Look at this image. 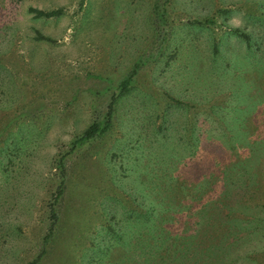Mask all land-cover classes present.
Here are the masks:
<instances>
[{"label":"rangeland","instance_id":"rangeland-1","mask_svg":"<svg viewBox=\"0 0 264 264\" xmlns=\"http://www.w3.org/2000/svg\"><path fill=\"white\" fill-rule=\"evenodd\" d=\"M234 3L0 0V72H7L0 76V264H27L40 251L45 203L58 180L61 154L67 186L60 230L44 258L49 264H134L125 256L121 260L122 247L111 249L110 242L128 238L130 228L140 223L151 224L141 215L148 211L154 218L162 206L175 215L171 224H164L167 248L148 253L151 264H264V159L254 162L251 142L240 153L228 151L230 163L237 165L230 166L219 187L207 190L210 202L204 207L174 180L186 181L183 174L194 167L189 162L199 158L193 141L203 116L191 112L199 108L192 103L189 108L181 88L188 93L200 87L198 94L207 96L203 73L213 54L208 40L219 39L223 51L236 55L233 59L247 69L248 79L263 77L264 63L255 67L242 55L243 42L234 30L248 29L249 23L241 2ZM30 6L62 13L39 16ZM162 14L182 44L181 57L173 41L165 46V26L157 22H163ZM159 31L164 34L157 38ZM154 55L160 56L159 62ZM136 62L142 67L135 87L117 101L111 130L72 148L74 137L101 118L111 94ZM237 84V98L251 101L250 86ZM192 130L190 139L186 134ZM208 152H202L198 178L214 170L201 182L217 184L224 164ZM168 153L176 162L171 169H164L163 163L149 169L155 154ZM238 165L248 171L243 186ZM166 194L178 198L179 205ZM169 205L176 210L169 213ZM204 231L206 241L199 234ZM146 235L130 236L131 244ZM180 236L195 238L200 245H209L215 237L220 245L211 248L209 257L196 245L195 258L187 261L182 249L187 239L181 243ZM96 241L108 247L105 263L95 251ZM131 244L130 250L135 249Z\"/></svg>","mask_w":264,"mask_h":264},{"label":"trees","instance_id":"trees-1","mask_svg":"<svg viewBox=\"0 0 264 264\" xmlns=\"http://www.w3.org/2000/svg\"><path fill=\"white\" fill-rule=\"evenodd\" d=\"M234 1V4L237 5L238 1L241 2V4H239V8L243 7L245 10L243 14L246 15L248 20L247 22L249 23L248 29H242L241 31L238 29L234 30L238 32L237 35L243 42L241 52L244 54L242 55H247V64H254L255 67H259L264 63V0ZM163 6L165 5H161L162 9ZM157 7L158 5H156V8ZM29 10L34 12L36 15L44 17H54L62 13L61 9L45 11L32 6L29 7ZM160 18H163V14L160 16ZM157 22L158 24L160 23L165 26L163 28L165 34L160 32L163 31L161 28L157 38L164 34L163 41L165 46L166 44L169 45L171 41H173V44L178 48L177 56L179 55L181 57L180 49L182 44L180 45L178 39L171 35L172 32L170 33V30L173 29L171 21H169L168 18H163V22L161 23L158 18ZM208 41L211 43L210 45L212 46L213 54H209L210 61L209 65L206 66L207 72L203 73L206 78V82H208V86L207 88L202 87V89L205 90L204 92L207 94V96H201L198 94L201 91L200 87L197 88L196 91H188V93L183 91V88H181V91L183 92L182 96L186 99V104L189 105L192 103L193 108H199L198 110L191 109V112L195 113L196 115L201 113L203 116L201 123L203 122L204 124L201 125V128L198 132L197 130L195 131L197 136L194 137L195 140L193 141L195 151L194 154L199 158L195 159L194 162H189L193 163L194 167L190 168L189 173L183 174L186 181L174 178L176 182L175 186L180 190H188L190 193L189 195H194V198L199 200L201 199V203H205L202 204L203 207L210 202V199L207 197V194H209L207 190H215L214 186L219 187L221 185V179L223 178L224 174L227 173V170L230 168V166L237 165L235 162L230 163V151H232L233 154L240 153L241 150L244 151L243 149H245V146L251 142V145H253L252 155L256 159L254 162H260L262 159H264V70L263 77H251L248 79L247 77L249 76V72L247 69L239 63L238 59L236 61L233 59V57H237L236 55L231 56V51L229 53L223 51L220 43H218L219 39H209ZM196 46L198 49L199 46ZM196 46L194 44V47ZM160 56H153V59L156 60L155 62L158 61L157 59ZM217 57L225 59L224 61H226V64L222 63L221 61L219 62ZM184 58L187 60L185 56ZM261 58L262 62L259 61ZM212 60H214L213 65L211 64ZM141 67V63L136 62L123 76L117 85V91H114L111 94L108 102L106 103V110L102 114L101 118L93 119L90 124L81 131L80 134L74 137L71 142L72 148L82 147L83 145L88 144L99 137H102L111 130L115 121L116 103L121 97L127 95L132 91V89H134L135 77L140 72ZM262 68L264 69V64ZM6 74V70L0 72V76H5ZM237 75L240 76L235 79ZM239 81L240 83L244 81L250 86L249 95L252 97L251 101H248L250 100L249 98L247 101L237 98V91L239 89L237 83H239ZM248 103L250 108L245 109L247 108ZM189 108H191L190 105ZM205 123H208V125ZM191 133L193 134L194 130L188 131L186 134L190 139L193 137ZM163 134L164 132L161 135V142L163 141ZM238 145L240 146L239 148ZM205 151H210V153L208 152L211 154L210 157H214L215 159L217 158L221 164H224V170L220 172L223 173L222 176L217 175V184H211L208 181L201 182V178H204L206 175L202 176L200 179L198 178V176L203 173V160L205 157L202 155V152ZM139 153H142L141 150L136 154ZM171 153H168L167 157H160L159 155L155 154V161L149 163V169H154L159 165V163H163L162 166L164 169H171V166L176 164V162L173 160L174 154L170 156ZM64 157L65 155L61 154V156H59L57 159L58 180H56L53 190L49 192L47 201L45 203L46 225L44 234L40 238L41 249L30 261L27 262V264H49L48 260H45L44 258L49 252L50 245L59 233L60 220L63 218L64 213L62 209V203L67 186ZM140 163L141 162H138L137 164ZM238 167L240 169L239 182H241L243 186V178L245 177L247 179L248 171L245 166L238 165ZM214 172V170H211L210 175L207 177L212 176L211 173ZM254 172H256V168L254 169ZM147 173H149L148 169ZM171 177L173 178L174 176ZM190 190L193 191L190 192ZM165 196L167 200L174 202L175 206L179 205L180 200L178 198H175L173 195L169 196L167 194ZM159 202L162 204L161 198L159 199ZM164 206L166 205L164 204ZM203 207H201L202 211H206V213L209 212L206 210V208L203 209ZM175 210L176 208L173 210L172 205H169V213L174 212ZM166 211L167 209L163 208V206L160 209L155 210L157 215H155L154 218H151L153 216H149L147 211V215H141L143 216L142 219L145 221L146 219L149 220L148 218H150L152 223L147 224V221H145L144 224L140 223L141 225L138 224L137 226L130 228L131 238L132 235H141L142 232L149 233L150 236H140L137 241L134 240V244H131L130 236L128 238H123V240L117 239L118 242L116 239H114L112 242H110L111 249L118 250V246L119 248L122 247V249H120L121 254L123 255L121 256V260H125V256L132 259L134 264H151L148 256L150 250L153 252L157 249L159 250L161 247L165 249L167 248L164 242L165 235L167 234V232H165L166 228L164 224H171L175 214H168ZM205 232L206 231L199 233L201 236L203 235V239H201L203 241H206L204 239ZM175 237H177V235H175L174 238ZM180 237L182 239L180 241L181 243L187 239L183 236ZM199 243L200 242L197 240L195 241V238H188L184 242V247L182 249L186 252L185 255L187 261H191L192 257L195 258V246H199ZM130 244L135 246V249L130 250ZM208 244L210 246L202 243L198 249L207 253L209 257L212 254L211 248L217 247V245H220V243H217V239L214 237L213 242L210 241ZM203 245L206 248L202 249ZM107 250L108 247L105 248V246H103V244H101L99 241L95 242V251L96 253L100 252L98 255L101 256V259L104 260V263L106 259H108L106 254ZM190 253H193V255H190Z\"/></svg>","mask_w":264,"mask_h":264}]
</instances>
